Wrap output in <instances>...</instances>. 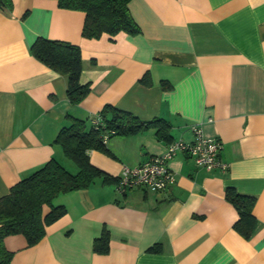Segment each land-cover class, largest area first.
I'll use <instances>...</instances> for the list:
<instances>
[{
    "label": "crops",
    "instance_id": "obj_1",
    "mask_svg": "<svg viewBox=\"0 0 264 264\" xmlns=\"http://www.w3.org/2000/svg\"><path fill=\"white\" fill-rule=\"evenodd\" d=\"M128 8L140 32L98 39L82 36L83 12L55 0L0 8V197L51 158L76 172L55 137L67 115L89 119L107 104L168 122L171 142L191 141L190 127L200 125L222 142L228 168L206 170L182 153L167 163L175 183L163 191L119 195L99 178L60 194L54 204L66 213L39 243L4 238L11 264H264V0H131ZM38 37L80 48V82L90 91L79 104L68 101L66 77L31 55ZM168 144L151 127L110 138V155L88 156L118 178L122 166L161 155ZM227 188L255 198L248 239L233 228ZM103 228L109 251L99 254L93 241Z\"/></svg>",
    "mask_w": 264,
    "mask_h": 264
},
{
    "label": "trees",
    "instance_id": "obj_2",
    "mask_svg": "<svg viewBox=\"0 0 264 264\" xmlns=\"http://www.w3.org/2000/svg\"><path fill=\"white\" fill-rule=\"evenodd\" d=\"M61 9L84 13L82 36L98 39L102 35L111 37L120 33L136 35L140 32L133 20L128 4L131 0H55ZM0 8L9 10L11 0H0ZM31 55L55 73L67 80L66 96L72 105L79 104L90 91L88 84L80 82L82 72L81 51L77 45L61 40L38 37L29 49ZM166 88L165 81H161ZM168 86V85H167ZM69 124L62 127L55 137L65 158L77 168L70 172L59 161L51 158L44 166L12 187L0 197V264H11L13 253L3 244L5 237L21 234L29 247L39 243L45 236L47 226L66 213L63 205H55L60 194L89 188L97 179L104 184H116L113 178L91 164L88 151L96 150L107 155L110 152L103 136L108 140L114 136L129 137L148 128H155L158 139L169 143L170 125L162 119L141 121L129 112L111 105L89 119L67 115ZM98 119L97 125L93 120ZM173 142V141H172ZM225 197L237 211L238 219L233 228L245 239L254 233L257 222L252 215L255 198L225 190ZM93 251L106 254L109 251V233L103 228L93 241Z\"/></svg>",
    "mask_w": 264,
    "mask_h": 264
},
{
    "label": "built area",
    "instance_id": "obj_3",
    "mask_svg": "<svg viewBox=\"0 0 264 264\" xmlns=\"http://www.w3.org/2000/svg\"><path fill=\"white\" fill-rule=\"evenodd\" d=\"M98 122L99 120L95 119L92 123L97 125ZM190 130L193 134L191 141L178 139L169 143L166 151L161 155L152 156L148 161L134 167L122 166L115 185L116 193L125 195L134 189L159 192L172 186L175 183V175L168 168L167 163L177 154H185L197 167L206 170L214 168L226 170L228 166L219 159L222 142L219 139L206 137L198 124L192 125ZM107 141V136H103V142L107 143Z\"/></svg>",
    "mask_w": 264,
    "mask_h": 264
}]
</instances>
